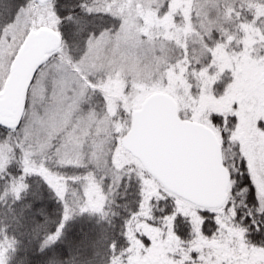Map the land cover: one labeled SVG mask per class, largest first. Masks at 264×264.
I'll return each mask as SVG.
<instances>
[{"label": "rangeland", "instance_id": "1", "mask_svg": "<svg viewBox=\"0 0 264 264\" xmlns=\"http://www.w3.org/2000/svg\"><path fill=\"white\" fill-rule=\"evenodd\" d=\"M83 9L119 25L78 44L61 39L36 73L20 124L0 131V176L13 162L21 170L4 198L18 197L25 178L40 175L72 219L88 209L105 213L135 186L143 217L131 216L117 264H264V247L240 241L245 230L235 223L246 187L231 193V181L224 205L204 208L167 189L121 141L155 94L172 98L184 120L215 133L216 120H231L228 134H216L224 165L232 174L243 162L251 169L246 179L264 211V0H95ZM41 29L61 34L53 0H31L5 29L0 92L26 37ZM67 167L78 175L62 176L58 170ZM165 200L172 212L151 216ZM178 210L192 233L184 243L175 242L171 221Z\"/></svg>", "mask_w": 264, "mask_h": 264}, {"label": "trees", "instance_id": "2", "mask_svg": "<svg viewBox=\"0 0 264 264\" xmlns=\"http://www.w3.org/2000/svg\"><path fill=\"white\" fill-rule=\"evenodd\" d=\"M30 1L0 0V4L11 6L10 12L0 13V40L5 29L14 22L18 12ZM92 1L95 0H53L54 14L59 20L60 37L68 44L72 40L78 44L83 39L119 25L117 20L106 14L86 13L83 5ZM216 121L219 127L217 131L222 136L228 134L229 129L234 127L231 120L222 123ZM8 130L13 129L0 127V131ZM139 162L144 166L141 161ZM144 169L149 173L145 166ZM58 171L62 176L79 173L78 170L68 167ZM20 174V167L13 162L0 176V251L4 264H117L118 257L128 246L127 232L134 220L131 216L141 207V202H137L141 200L138 188L135 186L125 188L120 194L124 196L123 201L113 202L105 213L88 209L72 219H67L56 189L43 176L32 174L26 177V189L18 197L4 198L10 184ZM247 176L246 169L241 166L235 174L231 173V181H234L231 193H237L244 187L247 189L245 204L240 205L236 211L235 223L245 230L247 243L263 248L264 239L256 236L248 217L255 216L256 220H260L259 213L264 211L259 209L253 186L246 179ZM240 177L245 180L241 181ZM154 200L151 199L150 203ZM158 208L162 210L152 211L151 216L154 218L167 216L172 212V202L168 200L161 203ZM138 215L142 218L143 212L139 211ZM148 219L152 221L150 216ZM171 221L178 230V222L185 220L175 218L173 215ZM210 223L206 222L203 226L207 235L214 229ZM181 230L189 231L190 225ZM48 237L54 239L51 244L46 245Z\"/></svg>", "mask_w": 264, "mask_h": 264}, {"label": "water", "instance_id": "3", "mask_svg": "<svg viewBox=\"0 0 264 264\" xmlns=\"http://www.w3.org/2000/svg\"><path fill=\"white\" fill-rule=\"evenodd\" d=\"M60 43V35L49 29L28 34L0 92V127L20 124L37 70ZM121 141L169 190L203 206L225 202L231 175L222 165L215 134L204 125L183 120L170 97H149Z\"/></svg>", "mask_w": 264, "mask_h": 264}, {"label": "flooded vegetation", "instance_id": "4", "mask_svg": "<svg viewBox=\"0 0 264 264\" xmlns=\"http://www.w3.org/2000/svg\"><path fill=\"white\" fill-rule=\"evenodd\" d=\"M215 133V132H214ZM215 134H218V132H216ZM218 138V137H217ZM219 143H220V148H221V153H222V163H223V166L225 167V165H224V156H225V153H224V149L223 148H225L224 147V145H223V143H221L220 141H219ZM244 163V162H243ZM243 163L242 164H239L240 166H241V168H245L244 167V165H243ZM226 168V167H225ZM227 169V168H226ZM229 169V168H228ZM229 171V170H228ZM251 171V169L249 168V167H247V172H250ZM229 173L231 174V172L229 171ZM197 205V204H196ZM199 206H201V205H199ZM222 206V205H221ZM221 206H217V207H207V206H202V207H204V208H219V207H221ZM180 210H178L176 213H175V218H181L182 220H185V218H184V215H181L180 213ZM187 222H186V220L185 221H183V222H178V224H177V227H178V235L177 236H175V242L176 243H184V239L186 238V239H189L190 238V236H191V231H188V230H181V229H185L186 227H187ZM241 228V227H240ZM211 234H212V232H210ZM180 235V236H179ZM181 238L183 239V240H181ZM185 239V240H186ZM240 241H242L243 243H245L247 240H246V238H245V234L241 237V240ZM247 243V242H246ZM247 244H249V243H247ZM250 245V244H249ZM254 247H256V246H254Z\"/></svg>", "mask_w": 264, "mask_h": 264}, {"label": "snow or ice", "instance_id": "5", "mask_svg": "<svg viewBox=\"0 0 264 264\" xmlns=\"http://www.w3.org/2000/svg\"><path fill=\"white\" fill-rule=\"evenodd\" d=\"M11 11V6L8 4H0V13H8ZM261 219L256 220L255 216H250L251 227L255 231L256 236L264 239V212L259 213Z\"/></svg>", "mask_w": 264, "mask_h": 264}]
</instances>
